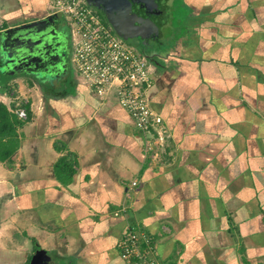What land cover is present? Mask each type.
Masks as SVG:
<instances>
[{
	"label": "crops",
	"instance_id": "0c3cea01",
	"mask_svg": "<svg viewBox=\"0 0 264 264\" xmlns=\"http://www.w3.org/2000/svg\"><path fill=\"white\" fill-rule=\"evenodd\" d=\"M180 2L187 16L168 13L146 55L135 45L162 142L73 68L0 86V101L32 112L0 162V264L36 247L54 264H128L117 243L129 230L160 264H264V0Z\"/></svg>",
	"mask_w": 264,
	"mask_h": 264
},
{
	"label": "built area",
	"instance_id": "2783aa9c",
	"mask_svg": "<svg viewBox=\"0 0 264 264\" xmlns=\"http://www.w3.org/2000/svg\"><path fill=\"white\" fill-rule=\"evenodd\" d=\"M53 8L51 13H63L69 22L70 63L79 78L101 99L113 94L138 130L157 126L156 140L162 142L164 127L147 97L153 78L146 57L119 39L83 0H54ZM16 112L26 118L23 108ZM155 143L148 141L147 149ZM117 247L128 264H160L150 239L134 230L127 231Z\"/></svg>",
	"mask_w": 264,
	"mask_h": 264
},
{
	"label": "water",
	"instance_id": "95a60500",
	"mask_svg": "<svg viewBox=\"0 0 264 264\" xmlns=\"http://www.w3.org/2000/svg\"><path fill=\"white\" fill-rule=\"evenodd\" d=\"M102 11L107 22L123 40L139 39L146 55L150 41L158 43L161 25L167 18V0H85ZM136 11L140 15H136ZM57 13H51L0 30V70L28 77L34 84L61 80L70 70L64 59H54L63 45ZM32 45V47H31ZM3 53L5 57L2 59ZM53 258L36 247L29 264H52Z\"/></svg>",
	"mask_w": 264,
	"mask_h": 264
},
{
	"label": "rangeland",
	"instance_id": "374dc122",
	"mask_svg": "<svg viewBox=\"0 0 264 264\" xmlns=\"http://www.w3.org/2000/svg\"><path fill=\"white\" fill-rule=\"evenodd\" d=\"M3 1L4 2L0 3V25L3 24L4 26H8L9 24H13L17 22H22L30 18L40 17L41 15L52 12L54 9L53 8L54 0H42L40 3H33L34 0H3ZM83 1L85 2V0ZM168 10H166V14L168 15L169 13V16L172 15L174 19L177 17L184 18L185 16H187L188 13L187 9L181 4L180 0H173L172 3H170ZM125 42L128 45L130 44V46L132 47H136L135 45H138V42L136 40H127V41L125 40ZM15 75L7 74L5 71L0 70V81L3 84L6 83L12 84L10 81L13 77H15ZM77 77L79 76L77 75ZM15 83L16 85H18L20 82L17 80ZM110 96L113 97V95ZM10 233H13L12 238H15L14 241L21 239V237L23 236L21 233L20 235H18L17 230L14 231L12 230L10 231ZM30 258L31 257L27 259V264ZM52 264H54V262Z\"/></svg>",
	"mask_w": 264,
	"mask_h": 264
},
{
	"label": "trees",
	"instance_id": "16d2710c",
	"mask_svg": "<svg viewBox=\"0 0 264 264\" xmlns=\"http://www.w3.org/2000/svg\"><path fill=\"white\" fill-rule=\"evenodd\" d=\"M4 27L6 26L3 24L0 25V29ZM0 86L3 88L6 87L2 82L0 83ZM0 92H4L1 90V87ZM19 108L25 110L26 118H20L18 116L16 110ZM31 114L32 112L27 103L16 105L15 102H13L7 105L0 101V162L7 164L12 162L13 157L20 146V130L24 124L30 120Z\"/></svg>",
	"mask_w": 264,
	"mask_h": 264
},
{
	"label": "flooded vegetation",
	"instance_id": "af4514ba",
	"mask_svg": "<svg viewBox=\"0 0 264 264\" xmlns=\"http://www.w3.org/2000/svg\"><path fill=\"white\" fill-rule=\"evenodd\" d=\"M86 2V1H85ZM87 4V3H86ZM94 12L95 14L102 20V21H105L106 24L109 26V28L112 30V32L118 37L120 38L116 33L115 31L113 30V28L110 26V24L107 22L106 20V17L104 15V13L98 9H96L95 7H93V5H89L87 4ZM48 14H51L50 13H46L44 15H41L40 17H36V18H30L28 20H25V21H22V22H17L15 24H9L8 26L4 27V28H1L0 30L2 29H5L9 26H13V25H18V24H21V23H24V22H28V21H31V20H35L37 18H41V17H44ZM141 13L140 12H137L136 11V15H140ZM59 18L57 20V25H59V29L61 30V35H62V42H61V45H63L62 47V50H61V55L59 56V54H57L54 59H64V61L67 63L68 65V68L70 69L68 71V74L67 76H65L63 78V80H68L69 77H70V72L72 70V67H71V63H70V54H71V46H72V40H71V34H70V25H69V22L67 20V18L65 17V15L63 13H60L58 14ZM123 42H125V40H123L122 38H120ZM131 40H136V39H131ZM127 41V40H126ZM138 42V44H140V40L137 39L136 40ZM126 43V42H125ZM127 44V43H126ZM32 47V45H31ZM136 48V47H134ZM2 59L5 57V54L3 53L2 55ZM7 74H9L7 71H6ZM21 75V74H20ZM55 82H57V78H53L50 82V84H54Z\"/></svg>",
	"mask_w": 264,
	"mask_h": 264
}]
</instances>
